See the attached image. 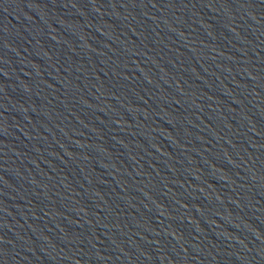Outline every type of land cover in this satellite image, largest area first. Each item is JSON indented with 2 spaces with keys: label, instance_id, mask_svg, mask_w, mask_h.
Wrapping results in <instances>:
<instances>
[{
  "label": "water",
  "instance_id": "obj_1",
  "mask_svg": "<svg viewBox=\"0 0 264 264\" xmlns=\"http://www.w3.org/2000/svg\"><path fill=\"white\" fill-rule=\"evenodd\" d=\"M6 264H264V0H56Z\"/></svg>",
  "mask_w": 264,
  "mask_h": 264
}]
</instances>
